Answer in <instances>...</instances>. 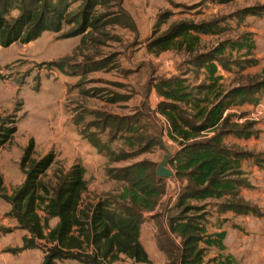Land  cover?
I'll return each instance as SVG.
<instances>
[{
  "label": "rangeland",
  "instance_id": "obj_1",
  "mask_svg": "<svg viewBox=\"0 0 264 264\" xmlns=\"http://www.w3.org/2000/svg\"><path fill=\"white\" fill-rule=\"evenodd\" d=\"M66 2L70 5L69 18H72L80 15L87 0ZM91 3L92 18L99 21L98 26L85 34L84 42V36H77L81 40L73 53L63 54V41L76 37L65 39L60 36L76 27L75 22L64 26L61 33L46 32L31 43H15L0 50V139L7 141L0 149V176L5 192L11 196L25 182V170L20 164L30 141H34V160L54 155V163L42 179L50 190L57 185L60 175L70 170L80 149H91L98 156L95 160L85 158L87 191L80 205L84 218L101 201L119 207L118 197L129 185L128 178L121 180L127 175L124 171L130 170L132 174L134 170L131 169L142 166L155 173L156 178L157 167L166 155L161 144L145 150L144 141L139 137L134 139L133 147L128 144L124 132L111 135L109 129L103 128L107 115L137 118L134 120L139 126H148L140 134L144 133L146 138L156 131L159 141L174 155L177 146L166 137L168 124L143 103L146 86L150 89L160 79H167V75L171 78L186 76L192 85L195 75L189 63L193 57L201 52L211 53L225 41L240 43L242 39H249L253 48L247 49L248 55L264 58V11H260L264 0H92ZM144 6L154 12L150 10L147 21L137 29L127 18L126 10L134 11ZM160 16L168 18L166 23L159 25ZM182 20L204 22L213 31L202 37L201 48L196 54L171 51L156 57L148 52L147 45L157 35V29L158 35L162 34L171 23ZM227 46L223 48V54L228 62L240 63L243 56H248L246 50L237 51L231 49V44ZM252 64L257 63L253 60ZM259 64L249 74L257 75L262 69L261 62ZM258 78L253 76L244 81L254 83ZM152 120H158L157 130L152 128ZM12 128L16 132L8 140L2 138L1 135H8L6 131ZM57 129L62 131L58 135L61 138L52 136L51 140L47 132ZM87 137L111 142L101 153ZM168 168L173 171L170 165ZM162 183L167 193L158 201L161 204L156 214L147 215L145 219V211H142V242L150 258L147 264H166L168 261L159 247L158 237L161 228L166 226L164 213L177 201L175 197L181 185L176 177L164 179ZM124 203L129 205V199ZM210 203L206 208L210 217L208 222L216 229L221 221L227 220H222L220 215L221 204ZM138 209L141 212L142 209ZM10 210L11 206L0 198V264H43L52 244L42 241L39 248L19 250L24 237L29 234L8 215ZM39 216L44 219L45 213L40 211ZM57 223L58 219H51L50 228ZM239 230L246 236L248 244L264 243V218H250ZM85 252L92 253L91 248H86ZM217 253L218 250L209 249L208 261ZM56 264L85 263L57 260ZM106 264L146 263H136L121 255L118 260Z\"/></svg>",
  "mask_w": 264,
  "mask_h": 264
},
{
  "label": "trees",
  "instance_id": "obj_2",
  "mask_svg": "<svg viewBox=\"0 0 264 264\" xmlns=\"http://www.w3.org/2000/svg\"><path fill=\"white\" fill-rule=\"evenodd\" d=\"M66 1L0 0V50L15 43H31L46 32L61 33L64 26L74 22L76 27L60 37L84 36V42L85 34L96 28L99 22L92 18V0H87L80 15L72 18H69L70 5ZM260 9L264 11V7ZM167 20L166 16H160L159 25ZM210 31L204 22H174L162 34L158 35L157 29V35L148 43L147 50L156 57L171 51L193 55L201 48L202 36ZM228 44L233 50H246L247 55V49L253 48L249 39H242L240 43L225 41L211 53L197 54L192 62L196 65L210 62L218 54H223ZM209 72L212 77L208 89L212 99L206 106L201 104L209 99L197 97L199 93L193 92L182 77L160 79L154 86L158 95L165 99L156 112L165 118L167 137L177 146L169 165L181 185L177 201L167 211V231L161 228L158 237L159 247L168 257L167 264H207L205 258L210 248L219 252L225 250L226 233L208 234L207 231L209 213L206 208L210 202H219L221 212L260 215L239 196V187L247 186L239 162L241 153L226 147L222 137L226 129L232 133L240 129L239 125L230 123V116L223 118L225 112L233 105L251 101L254 90L263 88L264 83L256 81L222 95L217 90L218 79L213 77V65L209 66ZM134 119L137 118L107 115L103 128L109 129L111 135L115 133L114 136L124 132L128 144L133 147L134 139L138 137L144 141L145 150L159 145L158 133L155 131L154 135H146L145 138V134L140 132L146 131L148 126L141 127ZM152 122V128L157 130L158 125ZM15 132V128L8 129V135L1 136L8 140ZM210 132L214 135L209 136ZM87 138L101 153L111 142ZM6 142L0 139V149ZM33 154L34 141H30L20 164L26 179L13 195L6 194L0 176V198L11 206L8 215L29 234L24 237V244L19 250L39 248L42 241L52 244L43 264H56L57 260L106 264L118 260L121 255L136 263H150L140 241L142 211L154 210L160 198L167 193L163 180L155 178V173L142 166L131 169L134 170L132 174L130 170L124 171L127 175L121 180L128 178L129 185L118 197L119 207L114 208L108 201H101L84 218L80 213L83 195L87 191L84 166L80 163L73 165L68 172L60 175L57 185L50 190L42 179L52 167L54 155L48 154L36 161ZM128 199L130 204L126 205L124 202ZM40 211L45 213L44 219L39 216ZM54 218L58 219V223L51 229L49 221ZM86 248H91L92 253H86ZM209 262L235 264L231 256L222 254Z\"/></svg>",
  "mask_w": 264,
  "mask_h": 264
},
{
  "label": "crops",
  "instance_id": "obj_3",
  "mask_svg": "<svg viewBox=\"0 0 264 264\" xmlns=\"http://www.w3.org/2000/svg\"><path fill=\"white\" fill-rule=\"evenodd\" d=\"M146 7L147 6H144L143 8H139L134 11L129 10L130 12L126 10L127 18L129 19V21L134 23L137 29L147 21L146 18L148 14H150V12L153 10L152 8L147 9ZM151 22H153V19L151 20ZM79 40H81V37L63 41V44L65 46L63 47V49H65V51H63V54L66 56V54H68L69 52L73 53V50H75V48L78 46L77 43L79 42ZM163 54H161L160 56H162ZM200 54L204 55L203 52H201ZM216 57L217 58L213 59L210 62L206 61L204 63H200L199 65H196L194 62L189 63L193 70L192 72L195 75V80L193 81L192 85H190V82L187 81L186 84H189L193 92L199 93L197 97L201 99H209L206 103L201 105H209L210 100L212 99L211 94L209 95L211 91L208 89V86L211 83L210 77H212L211 73L209 72L210 65H213L215 71L213 77L218 79L217 90L221 92L222 95H225L234 88L255 84L253 82H250L249 80H246L245 82L244 78H252L253 76H258L259 78L257 83H264V58L262 59L259 56L255 58L252 57V55H248L247 57L243 56L241 58V61H239L240 63H238L237 61L228 62L227 59H225L224 54H218ZM253 60L256 61L257 64L255 65L257 66L260 65L259 63L261 62L262 69L257 72V75L249 74L250 70L256 67L252 64ZM247 66L251 67L246 69ZM160 75L163 76V74ZM77 76L80 78L79 75ZM170 76L171 75H167L166 78L170 79ZM182 78L187 80L186 76ZM147 84H149V82ZM202 85L205 86V88H199ZM164 101L165 99L158 95L154 86H152L150 89H148V86H146V89H144L143 103L148 107V109H151L156 116L163 118L162 120H165V118L157 113L156 110L158 108V105ZM226 116H230V123L232 125L236 124L240 126L239 131H237L236 133H232L226 129L223 132L224 135L222 137L223 144L226 147L231 148L235 152L241 153L239 162L241 164V171L244 173L243 177L247 180V186L239 187V196L249 207L257 209L260 215H238L234 212H221L220 215L223 218L222 220L227 221H221V223L218 224L219 228L217 227L216 229H213L212 225L207 222L208 234H215L219 232L226 233V238L224 240L225 250L223 252L218 251V253L211 258H217L219 254H222L231 256L235 264H264V243L257 245L248 244L247 242H245L246 236L239 230V227L243 226V224L250 218H264V87L254 90L251 101L245 102L241 105H233L232 107H230L225 112L223 118H225ZM155 123L158 125V120L155 121ZM165 123L167 124L166 120ZM59 133H62V131L59 132V129H57L56 132H47V134L50 135L51 140L54 137H56V139H60L61 137L58 136ZM208 135L212 136L214 135V132H210ZM78 154V158L70 165V167L77 163H80L86 170L87 160H85V158L88 157L95 160L98 156L96 153H93L91 149L87 150L86 148H84L83 151H81L80 149ZM86 176L87 171L85 173V180L88 181V179H86ZM176 199L177 196L175 197V200ZM160 204L161 201L159 202L157 207H155L156 209L154 208V210L152 211H146L144 214L145 219L147 215H155V212L160 207ZM166 211L167 209H165V212ZM163 219H165L166 224V226H164V230L167 231V213H164ZM208 220H210V217H208ZM140 241L145 249V245L142 242L141 235ZM210 249L217 250L215 248ZM207 258L208 257L206 256V263L213 264L209 262Z\"/></svg>",
  "mask_w": 264,
  "mask_h": 264
},
{
  "label": "water",
  "instance_id": "obj_4",
  "mask_svg": "<svg viewBox=\"0 0 264 264\" xmlns=\"http://www.w3.org/2000/svg\"><path fill=\"white\" fill-rule=\"evenodd\" d=\"M161 147L166 152V155L164 156V159L160 165H158L157 170H156V176L159 180H164L168 178H173L175 177V172H173L171 169L168 168L169 163L172 159V154L168 150L165 149L162 141L160 140Z\"/></svg>",
  "mask_w": 264,
  "mask_h": 264
}]
</instances>
